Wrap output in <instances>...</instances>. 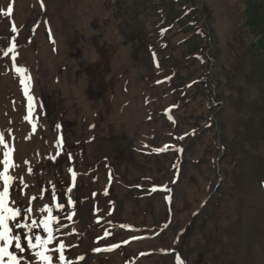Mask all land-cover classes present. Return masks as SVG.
<instances>
[{
	"label": "rangeland",
	"instance_id": "1",
	"mask_svg": "<svg viewBox=\"0 0 264 264\" xmlns=\"http://www.w3.org/2000/svg\"><path fill=\"white\" fill-rule=\"evenodd\" d=\"M130 1L0 0V118L14 115L0 134L25 141L9 198L22 214L9 226L26 251H10L34 257L40 249L23 237L48 238V207L52 264L61 244L67 264H80L77 253L85 264L133 254L128 264H264V34L247 22L254 0H178L189 13L171 14L158 37L135 26ZM17 67L31 77V115ZM32 220L31 231L16 227ZM103 244L118 252L94 254Z\"/></svg>",
	"mask_w": 264,
	"mask_h": 264
},
{
	"label": "snow or ice",
	"instance_id": "2",
	"mask_svg": "<svg viewBox=\"0 0 264 264\" xmlns=\"http://www.w3.org/2000/svg\"><path fill=\"white\" fill-rule=\"evenodd\" d=\"M13 11V8L11 5L8 6L7 11L4 12L5 16H10ZM12 31L16 32L17 29L15 25H12ZM15 49V43H13L12 47L8 49V52H13ZM8 52H5L4 55L7 56ZM16 55L14 54L12 56L13 62H15ZM15 71L23 76L20 83L24 85L25 95L28 97L29 100V114L31 115V111L33 109V97L29 95V87H30V76H24V73L27 71L24 68L17 67ZM171 119V117H169ZM27 119V117H26ZM35 127V125H33ZM57 128L60 127V125L56 126ZM179 139H183V137H179ZM62 141L58 142V147ZM0 145H3L5 148L8 147V145L5 143L4 136L0 134ZM169 146L165 145L163 149H159L158 151H163L167 149ZM178 151H182V149H177ZM11 149L9 151H6L4 153V161H3V172L0 173V179L3 180L2 185V191H0V264H30V260L33 258H39L40 261L43 262V264H52L53 257L51 255L46 254L48 251L47 245H49L52 242V230L49 227V222L53 217L51 216V209L48 207H45L41 209L42 211H46L49 213L48 218H46L43 223L44 230L48 232V238L42 239L41 236L36 235L34 237L35 243L33 242L32 236H24L23 239L26 240L27 248L28 249H36L39 248V251H36L34 254V257L28 258V260L25 259L24 256L18 255L17 252L10 251V249L14 248L18 250L19 253H24L26 251V248L22 244V237L20 235H15L13 233V229L9 226L10 220H16L17 217H20L22 214V209L19 207H9V198H10V185L13 181V177L9 175V169L12 167H17L13 164L11 159ZM29 173L31 172V169H28ZM71 171V169L69 170ZM73 179H75V172H73ZM20 182L23 183L22 177L20 178ZM24 187H27L25 184ZM156 187H153L151 191H156ZM163 190H168L166 187ZM69 192H71V189H68ZM53 198H55V194L53 193ZM33 199H36L33 197ZM166 199H170L169 197H166ZM69 203H71V200H69ZM59 207H63V205H58ZM27 212H31V208L26 209ZM71 219V217H69ZM36 221L32 220L31 224H16L17 228H27L29 231L32 230L33 227L36 226ZM123 227V226H122ZM115 247V246H114ZM64 245L61 244L58 251L60 253L59 260L61 264H67L65 260V256L63 254ZM96 251H100L99 248L96 249ZM81 259H83L81 257Z\"/></svg>",
	"mask_w": 264,
	"mask_h": 264
},
{
	"label": "trees",
	"instance_id": "3",
	"mask_svg": "<svg viewBox=\"0 0 264 264\" xmlns=\"http://www.w3.org/2000/svg\"><path fill=\"white\" fill-rule=\"evenodd\" d=\"M177 1L178 0H131L128 4L127 10L134 18L135 26L141 27L145 34H148L150 36L152 35L151 33H153V30H155V34H157L156 36L158 37L160 36L162 30L166 28L164 26L171 14L174 15L175 20L181 21V18L179 17L185 16L189 13V11L186 10V13L184 14L180 8L173 7L174 3ZM254 2L256 4V7L251 10L252 14L250 13V16L248 14L247 22L251 26L250 30L255 32V34L257 35L256 37H258L260 34H264V4L262 6V3L260 1L258 2L254 0ZM196 26H198L197 23ZM195 36L198 35L195 33ZM260 37L261 35L259 36V38ZM185 42L188 41L185 40ZM258 55L259 60H264V49L262 43H260ZM259 71H261V73H263L264 75V67ZM227 220L228 219L223 218L224 225L216 229V235L218 237L221 234H224L222 229H225V227L227 226Z\"/></svg>",
	"mask_w": 264,
	"mask_h": 264
},
{
	"label": "bare ground",
	"instance_id": "4",
	"mask_svg": "<svg viewBox=\"0 0 264 264\" xmlns=\"http://www.w3.org/2000/svg\"><path fill=\"white\" fill-rule=\"evenodd\" d=\"M108 34V33H107ZM37 41V40H36ZM59 41V45H60V47H59V49H58V54H59V56H57V57H59L60 58V56H62V54H63V52H64V48H63V45H62V42H60V40H58ZM38 42H39V40H38ZM44 45V44H43ZM48 47V46H47ZM45 50V49H44ZM45 53V52H44ZM65 55V54H64ZM52 56H54V55H52V53L50 52V49H48L47 50V52H46V54H45V56H43V57H48L47 59L48 60H50L51 58H53V60H54V58L55 57H52ZM46 60V59H45ZM56 60L58 61L59 59L58 58H55V60H54V63L52 64V67H53V69H54V67H55V62H56ZM45 62V61H44ZM60 63V62H59ZM58 64V63H57ZM46 65V64H45ZM56 68V67H55ZM45 69V68H44ZM46 71V70H45ZM43 73V72H42ZM46 74V73H45ZM67 75V74H66ZM55 76V75H54ZM66 78H68V77H66ZM70 81V80H69ZM73 81V80H72ZM71 82V81H70ZM66 85V84H65ZM64 85V86H65ZM67 87V86H66ZM74 87V86H73ZM67 90V89H66ZM66 90H65V92H66ZM71 91H72V89H71ZM74 91H75V89H74ZM68 92V91H67ZM66 92V93H67ZM70 92V91H69ZM73 92V91H72ZM121 93V92H120ZM75 94H82V93H80L79 91H77V92H75ZM69 95V94H68ZM118 95V94H117ZM121 95H119V97H120ZM122 97V96H121ZM13 111V110H12ZM12 111L8 108V111L7 112H5L4 114H3V116L0 118V126L1 127H5V125H2V124H4V121H5V119L8 121L12 116H14L13 114H12ZM1 115V114H0ZM16 134V133H15ZM14 134V135H15ZM14 135H12L13 136V138L14 139H11V136H5V138H6V144L8 145V147L7 148H5V147H3V148H0V167H2V170H3V168H4V165H2L1 166V164H2V161H4L3 160V158L5 159V157H4V153L6 152V151H9L10 149L12 150L11 152H12V154H13V152H14V154H13V158H12V162H13V164H15V160L16 161H18V156L17 155H19V152L21 151V149H22V147H23V144H25L24 142V139H23V136H21V135H16V137L14 136ZM16 147V149H15V151H14V148ZM18 150V151H17ZM17 165H19V164H17ZM16 170V167H14V168H10L9 169V175H13V173H15L14 171ZM1 180V179H0ZM2 183V182H1ZM1 189V188H0ZM10 202H9V207H10Z\"/></svg>",
	"mask_w": 264,
	"mask_h": 264
}]
</instances>
